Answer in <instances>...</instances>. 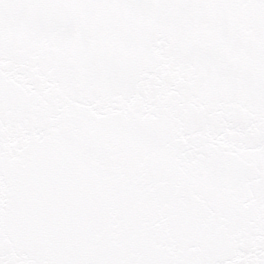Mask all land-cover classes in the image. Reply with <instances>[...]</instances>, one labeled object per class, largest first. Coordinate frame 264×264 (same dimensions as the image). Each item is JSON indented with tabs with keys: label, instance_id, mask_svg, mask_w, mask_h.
<instances>
[{
	"label": "snow or ice",
	"instance_id": "snow-or-ice-1",
	"mask_svg": "<svg viewBox=\"0 0 264 264\" xmlns=\"http://www.w3.org/2000/svg\"><path fill=\"white\" fill-rule=\"evenodd\" d=\"M0 264H264V0H0Z\"/></svg>",
	"mask_w": 264,
	"mask_h": 264
}]
</instances>
